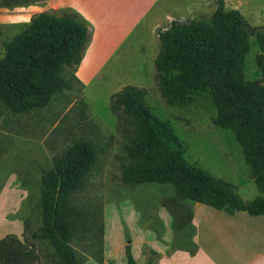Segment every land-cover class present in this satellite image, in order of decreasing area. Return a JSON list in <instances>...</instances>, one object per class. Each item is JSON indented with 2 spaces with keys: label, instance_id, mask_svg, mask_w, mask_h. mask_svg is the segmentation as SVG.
I'll use <instances>...</instances> for the list:
<instances>
[{
  "label": "rangeland",
  "instance_id": "rangeland-1",
  "mask_svg": "<svg viewBox=\"0 0 264 264\" xmlns=\"http://www.w3.org/2000/svg\"><path fill=\"white\" fill-rule=\"evenodd\" d=\"M188 1L161 0L155 9L159 10L161 26L155 32L168 27L169 24H162L167 13L176 20L206 21L216 7V0L199 1L194 6L191 1L188 6L193 12L188 14L184 10ZM0 8L10 11L19 8L8 14L11 20L0 23V58L4 45L37 14L62 16L73 12L67 9L64 0H32L15 7H4L0 1ZM113 9L111 15L121 19V7ZM224 9H237L251 26H264V0H224ZM80 20L85 22L82 17ZM151 23L152 15L146 25ZM146 32L138 41L124 45L117 56H83L75 69L63 67L60 75L68 88L30 113L11 112L0 101V238L15 234L22 239L24 223L32 229L41 225L42 175L50 169L53 158L83 142L95 151L96 161L68 201L72 221L70 245L80 264H126L125 245L131 246L132 242L138 245L145 238V231L155 233L161 248L166 245L163 254L167 257L176 252L194 253L197 249L194 241L197 229L192 223L194 206L201 244L205 245L207 240L215 242L211 250L215 259L221 262L241 259L246 255L240 252L261 243L263 237L257 229L247 235L236 234L239 227L231 220H224L210 207L182 200L172 185H132L121 181V167L127 162L124 151L127 135L111 111L110 102L122 87L133 85L145 90L147 107L167 121L183 141L189 163L235 186L236 195L244 202L257 197L264 199L232 132L212 123L215 108L209 95L197 94L186 106L169 105L161 95L154 68L160 43ZM248 44L244 76L248 81L258 80L260 73L255 59L260 52L254 37L248 39ZM165 233L169 235L168 244L162 240ZM33 247L38 264L47 258L58 264L48 241L35 242ZM151 250L141 245L140 253L147 263L159 259L150 256Z\"/></svg>",
  "mask_w": 264,
  "mask_h": 264
},
{
  "label": "trees",
  "instance_id": "trees-1",
  "mask_svg": "<svg viewBox=\"0 0 264 264\" xmlns=\"http://www.w3.org/2000/svg\"><path fill=\"white\" fill-rule=\"evenodd\" d=\"M0 1L4 7L32 2ZM155 33L160 43L154 60L155 79L161 95L169 105L186 106L195 95L208 94L215 108L212 123L232 132L257 189L264 193V26H251L237 9L225 11L224 0H216L208 20H171L168 27ZM91 37V29L75 12L34 16L4 45L0 101L11 112L30 113L67 89L60 71L79 66ZM250 37L260 52L255 59L260 78L253 81L244 76ZM145 96L143 88L126 85L111 97V111L127 135V162L121 167V181L169 184L182 200L230 215H264L263 198L244 202L236 195L235 186L189 163L187 147L167 121L150 111ZM95 161V151L83 142L53 158L41 177V225L32 229L24 223L22 239L15 234L0 238V264H38L33 246L45 240L58 264H80L70 245L68 201ZM150 256L159 258L152 250ZM124 257L126 264H137L129 244L124 247ZM42 264L55 262L47 258Z\"/></svg>",
  "mask_w": 264,
  "mask_h": 264
},
{
  "label": "crops",
  "instance_id": "crops-1",
  "mask_svg": "<svg viewBox=\"0 0 264 264\" xmlns=\"http://www.w3.org/2000/svg\"><path fill=\"white\" fill-rule=\"evenodd\" d=\"M160 1L161 0H64V3L67 9H71L73 12L77 13L91 26L89 27L92 33L91 42L85 50L84 56L101 57L117 56V53L124 45L131 43V41H138L146 31H149V34H151L156 41L158 37L155 33V29L161 26L159 25L161 16L157 14L159 10L155 9L160 5ZM191 1H193L192 6L196 5L199 1L203 2V0H189L187 7L184 9L188 14L193 12L192 7L190 8L188 6ZM114 6H120L123 11V17L119 20H116L111 15V10H114ZM18 9L15 8V10L10 11L0 8V23L11 20L12 16L7 17L8 14ZM102 10H104L103 15L101 14ZM28 15L29 13L25 16ZM151 15L153 17V23H151V26H147L146 20ZM171 20L176 19L167 13L165 15V21L162 24L167 26ZM214 213L216 215H222L221 217H223L224 220H231L236 227H239L236 234L253 233V229H257V233L259 236L263 237V240L260 241L261 243L254 249H247L248 251L244 249L242 253L240 252V254L247 256L240 255L243 256L244 259L225 260V262H221L215 259L211 251L213 250L212 248L215 242L207 240L205 245L204 243L201 244L200 227L196 223L197 216L194 206L192 223L197 229L194 238L197 249L194 253L176 252L170 257H167L163 254L166 245H163L164 247L161 248L155 233L145 231V238L140 241L138 245L134 242L131 243L130 247L133 258L136 262H140V264H147L146 259L141 256L142 254L140 253L141 245L145 244L149 246L152 251L159 254V259L155 262L153 261L152 264H264V215L250 216L245 212H236L230 215L224 211H217ZM168 237L169 235L167 233L162 236V240L165 241L166 244H168ZM208 241L211 245H209ZM244 244L243 242L241 245ZM214 250L216 251V249ZM160 254L162 255L161 257Z\"/></svg>",
  "mask_w": 264,
  "mask_h": 264
}]
</instances>
